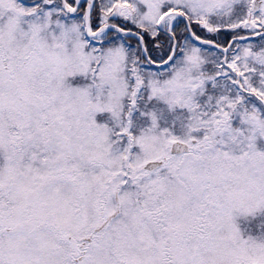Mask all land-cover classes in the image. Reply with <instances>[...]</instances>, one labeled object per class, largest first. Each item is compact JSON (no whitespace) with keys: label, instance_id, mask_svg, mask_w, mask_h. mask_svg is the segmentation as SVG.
<instances>
[{"label":"snow or ice","instance_id":"snow-or-ice-1","mask_svg":"<svg viewBox=\"0 0 264 264\" xmlns=\"http://www.w3.org/2000/svg\"><path fill=\"white\" fill-rule=\"evenodd\" d=\"M0 264H264V0H0Z\"/></svg>","mask_w":264,"mask_h":264}]
</instances>
